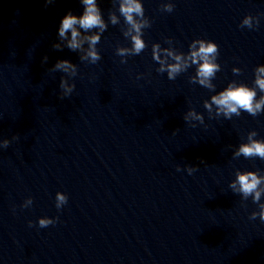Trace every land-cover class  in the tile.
<instances>
[{
    "label": "clouds",
    "instance_id": "clouds-1",
    "mask_svg": "<svg viewBox=\"0 0 264 264\" xmlns=\"http://www.w3.org/2000/svg\"><path fill=\"white\" fill-rule=\"evenodd\" d=\"M48 3L53 0H47ZM83 6V12L80 15L73 14L69 11L61 20L59 25V36L62 39H67V47L72 50L81 49L85 41L89 45V50L86 56L81 57L82 60L88 59L92 64H95L101 59V56L96 51V45L100 42L101 35L107 30L108 24L102 16V10L98 6L97 0H80ZM174 4L166 3L162 5V10L171 13L174 10ZM119 16L124 18V24L128 26V31L124 33L131 41L130 48H120L117 50L118 56H133L139 55L146 47L143 37V29L151 26V22L146 19L145 11L141 0H119L118 7ZM108 20L112 25L119 23L116 14L109 13ZM258 25V23H257ZM252 28V21L250 18H245L241 27ZM78 29H82L84 32H90L93 29H98L99 32L95 35H90L81 38V32ZM71 34V38L68 39L67 34ZM197 44L199 47L197 48ZM53 47L59 49L60 45L56 44ZM159 45H154L152 49L153 59L161 64L159 71H167L169 79H173L176 74L183 70H186L191 65L197 66L198 82L206 88H214L211 84V80L215 78L218 71L221 70L220 64L216 62L219 55L218 45L211 40L199 39L194 41L190 45V54L187 60L181 64L182 57L174 55L171 51L165 50V55L171 57L176 63L167 64L166 61L160 59ZM46 59V58H45ZM126 63V61H123ZM190 62V63H189ZM72 71L76 72V68L68 60H60L55 64L53 71ZM233 73L240 74L239 69H233ZM60 87L63 89L64 96H69L75 88V84L68 86L66 82L61 79ZM264 93V67H260L255 71V79L253 86H248L244 83L236 84L230 83L218 95L212 97V103L217 106L218 113H223L226 118H231L232 115L239 116L241 112H247L249 115L255 117L261 112H264V96L257 99V92ZM206 108L210 109V105L205 104ZM189 115H193L189 113ZM188 117H185L187 120ZM257 136L256 131H252L249 134V143L241 144L238 152L235 154L237 157L242 155L245 158H260L264 160V140H253L252 137ZM10 141L4 139L0 141V147L7 148ZM179 170V168H178ZM196 169L188 167V173L192 174ZM264 183V178L259 177L254 172L248 171L238 173L236 180L230 185L233 190L242 193L244 198L249 196L253 197L254 203H259L261 198V190L259 185ZM237 185L239 187L237 188ZM56 208L61 209L68 201V197L63 192L56 193ZM32 204V199L28 198L24 207ZM259 217L261 221H264V204L260 205ZM256 213H253L251 219H256ZM56 219L41 218L39 219V227L45 228L49 225L56 223ZM29 226H32V222H29Z\"/></svg>",
    "mask_w": 264,
    "mask_h": 264
}]
</instances>
